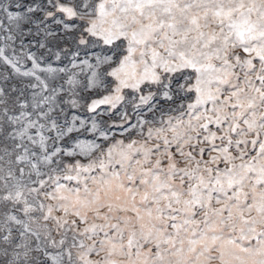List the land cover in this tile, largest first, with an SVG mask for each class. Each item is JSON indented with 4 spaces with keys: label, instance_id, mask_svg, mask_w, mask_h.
Wrapping results in <instances>:
<instances>
[{
    "label": "snow or ice",
    "instance_id": "obj_1",
    "mask_svg": "<svg viewBox=\"0 0 264 264\" xmlns=\"http://www.w3.org/2000/svg\"><path fill=\"white\" fill-rule=\"evenodd\" d=\"M0 264H264V0H0Z\"/></svg>",
    "mask_w": 264,
    "mask_h": 264
}]
</instances>
